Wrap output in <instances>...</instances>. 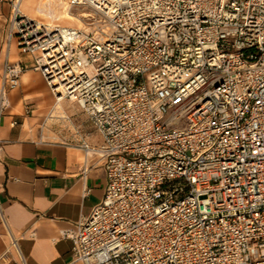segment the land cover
<instances>
[{
    "label": "built area",
    "instance_id": "obj_1",
    "mask_svg": "<svg viewBox=\"0 0 264 264\" xmlns=\"http://www.w3.org/2000/svg\"><path fill=\"white\" fill-rule=\"evenodd\" d=\"M9 1L8 43L102 136L81 142L106 186L61 232L74 259L264 264V0H48L90 7L82 26ZM26 68L6 55L0 116Z\"/></svg>",
    "mask_w": 264,
    "mask_h": 264
},
{
    "label": "crops",
    "instance_id": "obj_2",
    "mask_svg": "<svg viewBox=\"0 0 264 264\" xmlns=\"http://www.w3.org/2000/svg\"><path fill=\"white\" fill-rule=\"evenodd\" d=\"M54 3L23 0L22 9L50 21L75 18L63 3ZM10 13V1L0 0V66L8 54L27 68L0 116V257L5 264H83L61 232L72 229L104 196L103 160L95 153L86 156L81 147L82 140L98 144L102 136L76 101L56 100L32 67V55L20 53L15 40L8 43Z\"/></svg>",
    "mask_w": 264,
    "mask_h": 264
},
{
    "label": "rangeland",
    "instance_id": "obj_3",
    "mask_svg": "<svg viewBox=\"0 0 264 264\" xmlns=\"http://www.w3.org/2000/svg\"><path fill=\"white\" fill-rule=\"evenodd\" d=\"M50 2L55 4L54 1H50ZM90 10H91V8L88 7V6H85V5H74V6H70L69 5V11L71 12V14L75 18L74 19L61 18L60 21H58V22L61 23V24H66V25L69 24V25H73V26H80L82 24L81 20H84V16H83L82 12H87L88 13ZM23 12L25 13V11H23ZM28 16L32 17V18H35V19L42 20V21H46V22L50 21V19H49L50 17L49 16L41 14L39 12L38 13H36V12L29 13ZM64 99L68 100L70 104L77 105L76 102L72 101L71 99L63 98V100Z\"/></svg>",
    "mask_w": 264,
    "mask_h": 264
},
{
    "label": "bare ground",
    "instance_id": "obj_4",
    "mask_svg": "<svg viewBox=\"0 0 264 264\" xmlns=\"http://www.w3.org/2000/svg\"><path fill=\"white\" fill-rule=\"evenodd\" d=\"M61 3H63V2H61ZM63 4H64V6L67 7L68 10H69V5H67L66 3H63ZM63 9H64L65 13L69 16V18H73V17H74V16L71 14L70 11H67L64 7H63ZM82 14H83V16L88 15L87 12H82ZM53 19H57V21H59V17H54ZM81 23H82V20H81ZM81 25H82V24H81ZM81 25H80V26H81Z\"/></svg>",
    "mask_w": 264,
    "mask_h": 264
}]
</instances>
